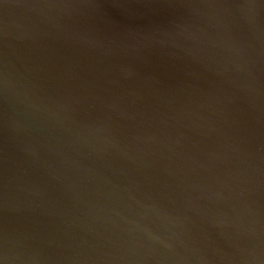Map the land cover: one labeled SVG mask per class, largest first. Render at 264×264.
Instances as JSON below:
<instances>
[{
  "label": "water",
  "instance_id": "obj_1",
  "mask_svg": "<svg viewBox=\"0 0 264 264\" xmlns=\"http://www.w3.org/2000/svg\"><path fill=\"white\" fill-rule=\"evenodd\" d=\"M0 264H264V0H0Z\"/></svg>",
  "mask_w": 264,
  "mask_h": 264
}]
</instances>
